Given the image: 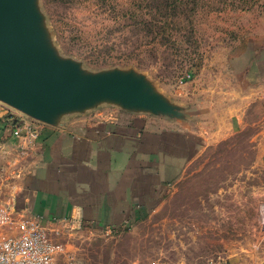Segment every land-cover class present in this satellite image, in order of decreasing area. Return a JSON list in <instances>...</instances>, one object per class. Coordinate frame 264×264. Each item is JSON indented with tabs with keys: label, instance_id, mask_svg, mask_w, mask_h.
Here are the masks:
<instances>
[{
	"label": "rangeland",
	"instance_id": "374dc122",
	"mask_svg": "<svg viewBox=\"0 0 264 264\" xmlns=\"http://www.w3.org/2000/svg\"><path fill=\"white\" fill-rule=\"evenodd\" d=\"M21 5L29 49L41 64L67 69L83 84L115 82L139 95L63 100L49 114L57 124L129 111L198 135L182 177L149 217L111 231L58 227L51 234L58 263L255 264L256 235L264 234V99L247 105L229 96L223 64L264 32V0ZM4 165L0 201L12 199L18 171Z\"/></svg>",
	"mask_w": 264,
	"mask_h": 264
},
{
	"label": "crops",
	"instance_id": "0c3cea01",
	"mask_svg": "<svg viewBox=\"0 0 264 264\" xmlns=\"http://www.w3.org/2000/svg\"><path fill=\"white\" fill-rule=\"evenodd\" d=\"M223 73L232 98L247 105L264 99V32L238 56L230 53ZM12 114L0 105V170L7 163L18 170L12 172L10 197L17 208L29 204L35 216L56 226L78 220L80 226L111 231L146 219L182 177L198 137L129 111L66 126L51 117ZM255 241V264H264V234Z\"/></svg>",
	"mask_w": 264,
	"mask_h": 264
},
{
	"label": "water",
	"instance_id": "95a60500",
	"mask_svg": "<svg viewBox=\"0 0 264 264\" xmlns=\"http://www.w3.org/2000/svg\"><path fill=\"white\" fill-rule=\"evenodd\" d=\"M111 91L139 96L123 84H83L67 69L41 64L29 49L21 0H0V103L44 121L63 100L80 101Z\"/></svg>",
	"mask_w": 264,
	"mask_h": 264
},
{
	"label": "built area",
	"instance_id": "2783aa9c",
	"mask_svg": "<svg viewBox=\"0 0 264 264\" xmlns=\"http://www.w3.org/2000/svg\"><path fill=\"white\" fill-rule=\"evenodd\" d=\"M57 223L35 216L29 204L17 208L13 199L0 202V264H59L51 234L58 227H80V222Z\"/></svg>",
	"mask_w": 264,
	"mask_h": 264
}]
</instances>
